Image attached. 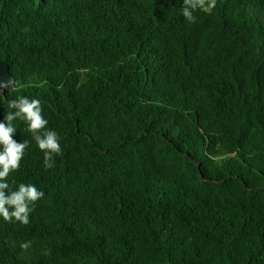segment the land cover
<instances>
[{
    "label": "trees",
    "instance_id": "16d2710c",
    "mask_svg": "<svg viewBox=\"0 0 264 264\" xmlns=\"http://www.w3.org/2000/svg\"><path fill=\"white\" fill-rule=\"evenodd\" d=\"M182 5L0 0V121L38 99L62 149L13 121L9 190L44 197L0 217V264H264V0Z\"/></svg>",
    "mask_w": 264,
    "mask_h": 264
},
{
    "label": "clouds",
    "instance_id": "9594fccd",
    "mask_svg": "<svg viewBox=\"0 0 264 264\" xmlns=\"http://www.w3.org/2000/svg\"><path fill=\"white\" fill-rule=\"evenodd\" d=\"M215 6L216 0H183L182 15L188 22H194L193 11L200 9L211 12ZM11 84H0V88H8ZM8 109L4 121H0V217L8 223L28 225L34 204L44 197V192L34 184L25 183L9 190L7 178L11 172L20 168L25 149L29 147L27 140L17 142L13 139L17 131L13 121L20 118L27 124L37 147L44 152L45 168H52L53 155H59L62 151L60 137L56 131L47 128L48 121L42 115L40 100L20 96L8 101ZM31 245L32 241H25L20 244V248L27 250ZM44 254L50 253L46 251Z\"/></svg>",
    "mask_w": 264,
    "mask_h": 264
},
{
    "label": "water",
    "instance_id": "95a60500",
    "mask_svg": "<svg viewBox=\"0 0 264 264\" xmlns=\"http://www.w3.org/2000/svg\"><path fill=\"white\" fill-rule=\"evenodd\" d=\"M13 80L9 64L6 61H0V84H8L9 82L13 83ZM0 90L4 95L6 88H0Z\"/></svg>",
    "mask_w": 264,
    "mask_h": 264
}]
</instances>
